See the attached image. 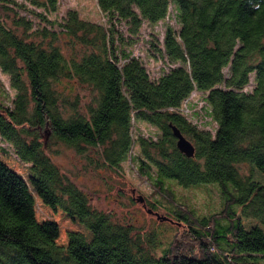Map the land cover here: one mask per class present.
<instances>
[{
	"label": "trees",
	"instance_id": "trees-1",
	"mask_svg": "<svg viewBox=\"0 0 264 264\" xmlns=\"http://www.w3.org/2000/svg\"><path fill=\"white\" fill-rule=\"evenodd\" d=\"M57 3L2 2L13 13L0 15V70L14 94L0 98V139L30 176L12 169L0 146V264H264V182L252 176L254 162L264 172V0H96L104 22L73 8L49 19ZM171 6L177 27L166 24L162 40L149 42L164 63L152 77L132 47L142 26L164 21ZM77 86L91 92L88 101ZM194 95L214 128L185 111ZM141 122L154 134L144 135ZM171 125L192 143L191 156L178 149ZM60 143L89 163L117 171L127 163L146 177L168 204L159 218L181 224V236L162 246L154 231L93 206L53 161ZM170 180L215 186L219 209L196 213ZM36 199L79 220L92 241L72 232L58 244L59 224L37 218Z\"/></svg>",
	"mask_w": 264,
	"mask_h": 264
},
{
	"label": "rangeland",
	"instance_id": "rangeland-1",
	"mask_svg": "<svg viewBox=\"0 0 264 264\" xmlns=\"http://www.w3.org/2000/svg\"><path fill=\"white\" fill-rule=\"evenodd\" d=\"M2 2L3 0H0V15H11L13 11L6 9ZM28 8L34 9L29 4ZM71 8L76 9L84 19L104 22L100 10L97 7L96 0H58L57 9L47 14L49 19L60 20L66 11ZM34 10L42 11L41 8H35ZM19 13L30 18L34 25H43V23H39V18L31 12L28 11L27 13L25 10H19ZM166 24L177 27L175 11L172 6L169 9L168 17L164 21H159L152 27L146 24L142 26L140 37L132 47L133 54L139 56L144 61L152 77L158 76L164 63L153 57L152 47L149 45V42L155 38L159 41L162 40ZM251 85L252 76L250 77L247 88H250ZM60 87L61 89L63 88L62 85ZM63 91L69 92L67 87ZM74 91H77L74 93L79 94L83 103L91 97V92L86 87L82 88L77 86ZM13 94L14 90L9 86L8 76L0 70V98L4 95L12 98ZM191 102H193L192 107H185V111L189 112V115L192 112L199 113L192 120L199 125L201 124V126L205 125V128H214V124L207 125L203 123L205 119L202 117L203 113L199 111L202 101L198 95H194L190 100ZM186 108H189L190 111ZM233 124L236 128L242 127L235 120ZM139 126L144 135L154 134L155 132V128L145 122L139 123ZM134 132H136V129ZM0 146L7 150L6 155L1 158L12 169L23 176V178L28 180L30 176L29 165L16 157L12 147L7 142L0 139ZM87 153L94 154L95 152L91 149ZM50 155L53 161L58 164L61 171L81 189L87 192L93 206L104 211L112 212L115 217L122 221H132L140 231H154L156 236L162 241V246L166 247L169 245V242L181 236L180 233L183 229L181 224L159 218L160 216L166 215L164 206H168L167 202L155 194L148 184L146 177L138 175L127 163H123L118 171L101 164L97 165L96 162L89 163L84 153H79L75 149L61 143L52 147ZM240 169L243 172L246 170L243 165H240ZM252 176L256 181L264 182V172L260 169L257 162L253 164ZM173 182L175 183L174 180H170L169 185L173 189L176 198L192 207L196 213L209 214L219 209L220 197L215 186L207 185L195 188H183ZM139 197H142L143 200L140 201ZM155 204H157L155 212L158 214L151 212L150 209L151 205ZM36 214L39 220L47 218L58 222L60 227V235L57 239L58 244L65 245L68 233L72 232L83 233L92 241L91 234L83 227L79 220L71 219L61 210H51L47 206H44L39 199H36ZM243 222L247 227L254 224L252 219L243 218ZM99 245L103 248L101 243ZM156 250L159 252L160 247Z\"/></svg>",
	"mask_w": 264,
	"mask_h": 264
},
{
	"label": "water",
	"instance_id": "water-1",
	"mask_svg": "<svg viewBox=\"0 0 264 264\" xmlns=\"http://www.w3.org/2000/svg\"><path fill=\"white\" fill-rule=\"evenodd\" d=\"M172 133L176 138V145L180 151L185 153L187 156H191L194 152V147L192 143L180 132V130L171 125ZM139 200L142 201L143 198L139 197Z\"/></svg>",
	"mask_w": 264,
	"mask_h": 264
},
{
	"label": "built area",
	"instance_id": "built-area-1",
	"mask_svg": "<svg viewBox=\"0 0 264 264\" xmlns=\"http://www.w3.org/2000/svg\"><path fill=\"white\" fill-rule=\"evenodd\" d=\"M188 100V99H187Z\"/></svg>",
	"mask_w": 264,
	"mask_h": 264
}]
</instances>
